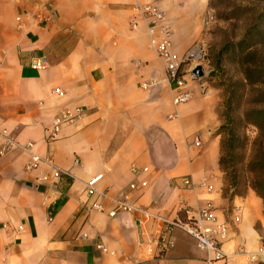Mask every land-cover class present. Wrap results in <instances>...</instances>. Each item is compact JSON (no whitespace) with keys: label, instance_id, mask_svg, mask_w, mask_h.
Wrapping results in <instances>:
<instances>
[{"label":"crops","instance_id":"obj_1","mask_svg":"<svg viewBox=\"0 0 264 264\" xmlns=\"http://www.w3.org/2000/svg\"><path fill=\"white\" fill-rule=\"evenodd\" d=\"M187 1L0 0V132L33 142V151L50 154L70 172L57 186L60 197L48 221L41 204L47 185L40 172L24 169L28 154L19 148L0 153V264H206V253L180 229L171 232L173 246L162 248L160 220L134 212L109 216L117 199L182 220L180 204L197 209L210 202L227 224L226 264H264L249 258L264 245V200L250 187L225 190L217 95L188 80L189 100L173 105L163 62L134 8L136 2L158 5L173 50L182 54L207 8L206 0ZM35 56L46 58L44 69L29 66ZM75 107L84 117L47 142L51 117ZM2 142L0 133V148ZM131 165L148 172L136 178ZM98 174L97 190L106 196L87 199L85 182ZM184 175L194 188L182 186ZM136 179L147 185L130 190ZM95 199L102 211L89 208Z\"/></svg>","mask_w":264,"mask_h":264},{"label":"built area","instance_id":"obj_2","mask_svg":"<svg viewBox=\"0 0 264 264\" xmlns=\"http://www.w3.org/2000/svg\"><path fill=\"white\" fill-rule=\"evenodd\" d=\"M134 8L137 11L140 21L145 27L148 37V44L154 50L156 55L163 62L165 77L167 82L172 87V103L174 106L182 104L189 100L191 92L187 87L188 80L192 79L193 69L200 66L205 73L207 68V60H205V52L203 45L195 41L182 54H178L173 50V35L170 26L168 25L164 11L155 3H141L136 2ZM18 21L20 17L16 18ZM139 25V20L133 19L130 21V27L136 29ZM21 27V24H18ZM29 66L35 70H42L46 67V58L44 56L32 57ZM146 85L143 84V87ZM54 92L58 95L63 94V91L57 87ZM85 110L82 107H75L73 109H62L54 114L49 124L44 128L45 138L47 142H51L58 137L61 128L65 125L71 124L83 118ZM176 116L174 112L170 117ZM3 137L0 153L19 148L28 154V158L24 164L26 171H38V180L47 185V191L42 195L41 204L46 208L48 221L53 219L54 206L60 197L58 184L64 176H69V170L59 168L53 161L50 154L44 156L39 155L32 150L33 142L20 143L7 130L3 129L1 132ZM194 143L200 145V140L197 136L194 137ZM77 161L74 160V164ZM44 167L45 170L40 168ZM132 173L137 177L141 174L147 173V167H139L131 165ZM102 174L95 175L85 182V194L87 199L94 196H106L105 193H100L97 190V183L101 179ZM182 186L184 188H194L195 184L190 175L181 177ZM201 185L204 183L201 182ZM147 185L145 179H136L128 184L130 190L144 188ZM207 188H211L210 185ZM89 208L102 211V205L98 200L91 201ZM179 211L185 214V219L170 218L162 216L153 212L149 208L137 206L127 199L115 200L114 206L108 210L109 216H115L119 212H134L140 215L158 219L162 222L163 228L157 238L158 244L162 248L173 246V239L171 232L174 229H180L191 236L198 249L206 253V264H226L227 255L223 250V242L227 238V224L217 220L214 208L210 202L204 206L193 209L185 204L179 205ZM2 228L9 227V224L3 223ZM22 226L18 225L17 229L21 230ZM83 236H86L84 233ZM98 248L104 249L102 244L97 245ZM250 260H258L264 262V245L257 248L256 251L249 255Z\"/></svg>","mask_w":264,"mask_h":264},{"label":"rangeland","instance_id":"obj_3","mask_svg":"<svg viewBox=\"0 0 264 264\" xmlns=\"http://www.w3.org/2000/svg\"><path fill=\"white\" fill-rule=\"evenodd\" d=\"M206 3L204 14L196 18L198 31L191 38L190 45L195 41L203 45L207 68L202 78L194 83L217 95L220 125V114L229 98L233 102L231 106L238 112L236 114L264 100V71L253 74L250 81L245 80L242 73V66L253 68L252 64L242 63V60H260L264 69V0H206ZM250 53L254 58H244ZM256 81L258 84L253 85L252 82ZM244 131L251 141L255 135L254 127L248 125ZM250 151L248 144L244 150H238L237 156L248 159ZM223 176L226 191L232 189L242 193L248 188L242 172L233 188L228 175L223 172Z\"/></svg>","mask_w":264,"mask_h":264},{"label":"trees","instance_id":"obj_4","mask_svg":"<svg viewBox=\"0 0 264 264\" xmlns=\"http://www.w3.org/2000/svg\"><path fill=\"white\" fill-rule=\"evenodd\" d=\"M246 57L254 58L253 53L246 54ZM246 62L253 68L242 66L245 80L250 81L253 74L264 71L260 60H242V63ZM252 84L257 85L258 82ZM232 103L231 98L224 102L220 114L222 121L215 131L220 137V169L230 178L232 188L236 186L240 172L244 173L246 185L264 200V100L257 101L239 114H236L238 112L231 106ZM248 125L255 129L251 141L244 131ZM248 144L251 148L249 158L238 157V150H244ZM232 193L237 192L233 190Z\"/></svg>","mask_w":264,"mask_h":264},{"label":"water","instance_id":"obj_5","mask_svg":"<svg viewBox=\"0 0 264 264\" xmlns=\"http://www.w3.org/2000/svg\"><path fill=\"white\" fill-rule=\"evenodd\" d=\"M204 75L203 70L200 66H196L193 69V75L191 76L192 79H197L198 77H202Z\"/></svg>","mask_w":264,"mask_h":264}]
</instances>
